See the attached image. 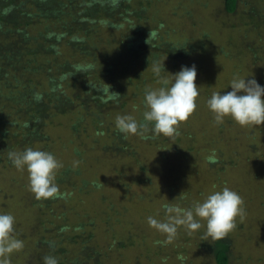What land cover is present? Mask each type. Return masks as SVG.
I'll return each mask as SVG.
<instances>
[{
	"label": "trees",
	"instance_id": "trees-1",
	"mask_svg": "<svg viewBox=\"0 0 264 264\" xmlns=\"http://www.w3.org/2000/svg\"><path fill=\"white\" fill-rule=\"evenodd\" d=\"M215 1L216 7L208 4ZM167 2L0 0V168L2 173L7 172L2 180L9 185L7 178L12 182L17 178L8 153L31 147L56 157L62 164L56 182L61 192L72 194L66 199L37 200L32 191L30 198L16 193L11 186V191H0L3 201L11 200L14 208L26 207L31 216L36 213L31 221L15 219L13 235L24 246L9 254L10 264H16L15 257L20 261V253L22 257L27 253L24 251H29L28 264H44L43 257L49 255L56 257L59 264H228L235 255L240 264L237 254L248 255L246 261L254 264L250 254L262 248L264 239L260 243L253 240L257 239L253 231L246 239L249 247L244 249L246 246H238L239 236L233 240L236 227L224 238L214 240L206 235V224L202 223L196 231L200 238L195 244L198 255L193 251L194 257H189L185 249L179 250L191 248L187 243L190 235L181 228L169 243L176 252L174 256L166 245L155 243L165 240V235L151 228L147 218L160 220L158 207L164 215L161 205L166 202L190 207L209 194L206 183L187 190L188 186L180 187V179H169L179 164L189 166L188 154H215V164L209 163L210 155L205 157L203 171L207 174L216 176L221 171L224 175L233 169L245 184L260 181L264 153L259 154L257 145L255 153L248 150L245 155L231 148L212 153L215 144L222 142L216 133L223 132L224 127L215 122L207 100L213 92L230 90L218 69L224 64L219 60L222 56L230 62L225 75L234 71L259 78L264 86V0H197L203 12H186V19L198 27L196 37L188 34L181 42L177 37L182 34L167 19L172 13H168L171 9ZM222 12L228 17L236 14V20L230 18L229 25L223 24ZM243 13L247 20L237 17H243ZM150 31L155 36L149 37ZM213 31H236L237 38L233 44L227 38L221 50H214L211 41L205 42L206 32ZM241 36L249 41L239 40L242 52L233 55L229 49L236 47ZM251 41L253 46L244 49ZM201 52L205 54L203 63L187 60ZM186 53L190 55L182 59ZM232 58L248 61V68ZM156 61H164L167 72L162 75L170 77L179 71L181 62L196 65L200 93L197 109L180 124V134L173 138L155 135L151 125L144 133L149 139L125 137L116 128V117L131 115L143 121L145 89L159 87L152 71ZM233 63L238 65L237 70ZM89 64L94 65L93 70L76 72L77 66ZM108 88L120 94L118 101L108 98ZM62 135L68 147L60 140ZM226 143L228 140L223 144ZM152 151L155 152L149 154ZM221 174L216 190L230 182ZM187 177L193 176L187 173ZM108 182L114 184L112 188ZM236 184L233 190L240 195L241 186L236 189ZM109 190L115 191L112 195L104 193ZM65 211L70 216L67 219ZM0 213L7 211L2 208ZM124 214H137V220L132 222L127 215L126 220L122 219ZM253 221L261 226L260 231L264 230L261 214L252 219L250 226Z\"/></svg>",
	"mask_w": 264,
	"mask_h": 264
},
{
	"label": "clouds",
	"instance_id": "clouds-1",
	"mask_svg": "<svg viewBox=\"0 0 264 264\" xmlns=\"http://www.w3.org/2000/svg\"><path fill=\"white\" fill-rule=\"evenodd\" d=\"M150 36L155 33L150 31ZM147 42V41H146ZM94 65L77 66L76 72L93 70ZM159 87L146 88L144 92L143 121L138 122L131 115H118L116 128L125 137L138 135L149 139L144 133L151 125V132L165 137L178 136L179 127L197 109L199 87L196 84L197 68L182 65L181 69L171 77L162 75L165 70L164 61L154 62L152 68ZM234 75L229 81L231 91L213 92L207 100V106L213 113L217 124H222L225 117H230L242 127L264 125V86L255 78ZM228 87V88H229ZM109 99L118 101L120 94L110 91ZM8 159L18 171L28 172L30 190L37 200L66 199L72 194L61 192L56 182L57 171L62 164L48 152L31 147L23 151H11ZM210 164L216 163L215 154L208 157ZM75 163H79L78 161ZM181 198L182 193H181ZM243 198L229 187L209 193L202 201L194 202L190 207L166 202L161 205L164 219L153 216L147 218L148 225L165 235V240L155 241L158 245L172 243L181 228L189 233L195 232L206 222V235L214 240L227 236L235 227L237 217L245 215ZM15 217L10 213H0V264H10L9 254L23 248V241L14 237ZM44 264H59L54 256L43 257Z\"/></svg>",
	"mask_w": 264,
	"mask_h": 264
},
{
	"label": "rangeland",
	"instance_id": "rangeland-1",
	"mask_svg": "<svg viewBox=\"0 0 264 264\" xmlns=\"http://www.w3.org/2000/svg\"><path fill=\"white\" fill-rule=\"evenodd\" d=\"M196 2H197V0H168V2H167L168 8L171 9L168 11V13L172 11V13L167 17V19L171 23L172 27L175 28L176 31H179L182 34V37H180V38L177 37V40L179 39L180 42L183 41L184 38L188 34H193L196 37L198 27L196 28V25L193 22H190L189 20L186 19V15L188 14V13H186L187 11H190V12L192 11V13H195V12L199 13V11H202L203 8L201 7V5L196 4ZM216 3H217V1H215L214 3L208 2V4H213V7H216V5H215ZM183 4H185V6H183ZM171 5L174 6L175 8H173ZM209 6L210 5H208V7ZM223 13L224 12H222L223 24L227 23V25H229L230 24V18L233 21L236 20V18H233L236 16V14H232L231 16L228 17ZM174 14H175V16H173ZM245 14L246 13L242 14L243 17L240 14L237 17H241L243 20H245L247 17ZM190 16H192V15H190ZM193 16H194V14H193ZM244 16H246V17H244ZM217 18H219V17H217ZM206 33H208L209 36L208 35L206 36L207 38L205 39V42L211 41L212 46H213L212 48L214 50H221L226 45L227 38H228V42L232 43V44H233L234 40L237 38L236 31H227L226 33L223 32L222 34H218L216 31H213L212 33L211 32H206ZM243 38L246 39L247 37L241 36L238 39V42H239V40H241ZM246 40L249 41L248 38ZM173 42H174V40H173ZM197 42H198V39H195V43H197ZM240 44L242 45V43H240V42L237 43L236 47L230 48L229 51L233 55H236L239 53L241 54L243 47H241ZM253 44L254 43L252 41L248 42V44H246V47L244 45V49L250 48V46H253ZM189 55L190 54L186 53L181 57H182V59H187ZM204 55L205 54H203L201 52L197 56L191 55L190 56L191 58H188L187 60L195 59L197 63L201 64V63H203L202 58ZM198 58H199V60H198ZM247 59H248V57H247ZM208 60H211V59H208ZM219 60L224 64L221 67H219L218 69H219V71H221L220 74H221V77L224 78L225 84L229 87V81L233 78V76L234 75H240V74L232 71L231 75H225V74H227L226 71H228L227 70V64H229L230 62H226V60L223 56L219 57ZM227 60H229V59H227ZM232 61L238 62L240 65L243 64L246 66V68H248L249 59H248V61H246V60L243 61L242 58H240V60L232 58ZM205 62H207V61L205 60ZM182 65L191 66V65L187 64L186 62H183V63L181 62V66ZM233 65L235 66V68L237 70L238 65H236L235 63H233ZM263 65H264V63H263ZM234 66H232L231 68H233ZM180 69L181 68L179 67V70ZM240 76L247 77V75H240ZM167 77H170V76L168 75ZM250 78H253V77H250ZM256 80L258 81L259 84L263 85L262 83H260L261 80L259 78ZM227 86L225 88H227ZM227 89H230L229 91H231L230 87ZM224 92H227V90L224 89L221 93L223 94ZM203 109H205V107H203ZM223 127H224L223 132L216 133L217 135H219L222 138V142H221V144L220 143L215 144L216 148L211 149L212 153H214L215 151H219V150L223 152V151H226L227 148H231L234 153H238V150H239L240 152L244 153V155H245L248 153V150H250V153L252 150H254V153H255L256 145L258 146V148L260 150L259 154L264 153V125H260L259 126L260 128H258L257 126L242 127L239 124H237L235 121H233L232 119L227 120L225 118L224 122H223ZM60 140L64 144L65 147H68L66 136L62 135V137H60ZM227 140H228V143H226L224 145L223 143L226 142ZM255 140H257L258 143H255ZM63 144L60 143L59 145H63ZM237 144H239L238 148L235 147V145L237 146ZM241 147H243V148H241ZM243 149H244V151H243ZM154 152L155 151H152L149 154H152ZM210 153L211 152H209V154H208V152L200 151L197 154L196 153H192V155L188 154L187 156L190 159L189 166H187L184 163L179 164L177 171L169 179H171V181L174 180L175 178L180 179L182 181L179 184L180 187L182 185L185 187L188 186L187 190H190L191 188H196V189L200 188V186L204 185L205 183H206L205 187L207 189V193H211L214 191L221 190L222 188L216 190L217 189L216 185H218V183H216V182L220 181L221 171H218L220 174H215L219 179L216 176L207 174L205 171H203V169H206L205 157H206V155H210ZM68 158L69 157L65 156V159H68ZM71 167L74 168V166H71ZM259 169H260L259 173L261 174V179L256 184H245L243 179H242V176H239V174H237L235 172V170H233V169H229L230 172L225 171L224 175L221 174V175H223V177L227 178L228 181H230L228 184H226V187H229L230 189L233 190V188L235 186L234 183H237L236 189L241 186V190H240V188H239V190L241 193L240 196L243 198V201H244L243 206L245 208V215L242 219L239 218V221L236 219V228L237 229L235 231L236 235H234L233 240L239 236L240 239H238V242H239L238 246H240V248H243L246 246L244 249H247L249 247L247 245H249L250 241H246V239H247V237L251 231H253L256 234L255 238H257V239H253V240H258V242L260 243L261 238L264 239V237L261 236L264 233V230L263 231L259 230V228L261 227V226H259V224L257 225L253 221V223H251V226H250V222L252 221V219H255L256 215L261 214L264 217V165H261L259 167ZM2 171H4V170L0 168V189H1L0 191H2L3 189L7 190V191H11L10 190L11 189L10 186H11V187H14L13 190L16 193L22 194L24 196L26 195L25 197H28V198L31 197L30 196L31 190H30V188H28L30 186H29V183H27V177H28L27 170L23 171V173H25V174H23V173H21V171H18L17 169H15L13 176H17V178H14V180H16V181L12 182V179L7 178L8 182L10 183L9 185L5 184L2 180V178H4L7 175V172L2 173ZM5 171H8V170H5ZM196 171H198L197 174H196ZM199 171H200V173H199ZM187 173H190L193 177L191 179L188 178ZM107 174H110V171H108ZM193 178L196 181L192 180ZM238 182H243V185L238 184ZM108 183H109V186L112 188L114 184H112L111 182H108ZM195 183H197V185L193 186ZM115 185H116V182H115ZM114 191L115 190H109V192L105 191L104 193L105 194L107 193V195H112ZM109 197L111 198V196H109ZM94 198L97 200V196ZM255 201H260L261 203H263V205L261 206L260 202L257 205L254 203ZM107 202H109V199ZM119 203H120L119 205L121 206L122 202L119 201ZM82 205H80V207H82ZM14 207L15 206L13 205V202L11 200H9L8 202H5V201H3L2 196L0 195V210H2V208H4V210H6L7 213H10L15 217L16 221L24 220V219L26 221H28V220L31 221V220H33L32 217L35 218L34 215L36 213L31 216L30 213H28V209H25L26 207H23L22 209L18 208V207H16V208H14ZM158 208L160 209V206ZM159 209H158L157 214H159V218H160V220H162V218L164 219V215L161 213V211ZM66 211H65V215H66L65 217L67 219V217H70V216H68V212H66ZM20 212L24 213V214H21ZM17 215L22 216L23 219L19 218ZM126 215H127V218L130 219L132 222H134L135 219L137 220V217H136L137 214H135V215L124 214L121 216V218L123 219V217H124L126 220ZM141 216L145 217L144 211H142ZM74 218L76 219V217H74ZM201 223L206 224V222H204V221H201ZM17 226L18 227L20 226V228H21V225H17ZM123 226L125 227L126 224H124ZM183 231H185L186 233H188V235H190L189 236L190 242H187V243H189L191 248H189V247H180L179 248V246H178V248L180 251H182V249H185L186 253L189 254V257H194L191 253L193 251L195 252V249H196L195 244L197 243L198 240L200 241L199 235H197L196 231L191 232V233H189L185 229H183ZM262 244H263V246H262ZM260 245L262 246V248L259 251H256L253 249L251 254H250V257H252L250 260L254 264H264V243H261ZM170 246L171 245L166 244V249L171 250L172 254L174 256H176L175 255L176 252H173V249L170 248ZM24 252H27V253H25L24 257H22L23 252L20 253V256H21L20 261H17V259H19V258L15 257L14 262H16V264H28V258H26V257L28 256L29 251H24ZM236 252L238 253L239 250L237 249ZM194 254L197 257L198 253L195 252ZM236 256L239 258L237 260L240 261V264H250L246 261V258H245L248 255L243 257V254H242V256L239 257L237 254ZM234 258H235V255L230 257L228 259V264H237V262ZM210 264H217V263L215 261H211Z\"/></svg>",
	"mask_w": 264,
	"mask_h": 264
}]
</instances>
